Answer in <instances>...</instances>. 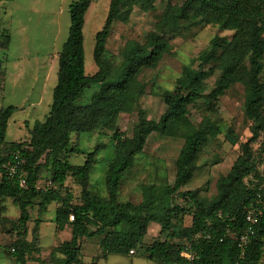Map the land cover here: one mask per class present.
<instances>
[{"label":"trees","instance_id":"obj_1","mask_svg":"<svg viewBox=\"0 0 264 264\" xmlns=\"http://www.w3.org/2000/svg\"><path fill=\"white\" fill-rule=\"evenodd\" d=\"M172 1L166 3L155 30L147 34L144 42L128 41L121 51V62L113 64L106 52L114 25L128 21L136 8L153 10L158 0H111L105 24L95 37L97 70L91 74L86 72L84 26L93 2H72L69 36L58 56V79L49 114L28 127L26 141L7 144L8 125L16 107L0 109V203L12 199L19 210L18 219L12 221L16 238L7 251L14 264H27L28 255L39 247L42 217L53 203L57 232L69 229L71 238L60 242L41 264H59L60 260L64 261L60 264H83L84 242L94 237L100 238L103 259L129 254L131 250L136 253L141 248L145 257L157 264H187L183 253L190 246L198 256L195 264H260L264 220L244 258L229 231L240 234L245 230V207L256 199L253 178L258 177V163L264 160V0ZM200 26H215L232 34L215 36L198 56L197 67L183 68L174 90L160 94L166 104L165 113L159 121L148 119L140 108L147 86L142 80L143 72L158 67L171 52L170 38L178 30ZM10 42V32H0V49L7 51ZM211 78L214 88L207 94ZM235 83L245 88L244 111L251 137L240 143V155L228 174L219 178L217 195L209 200L199 190L184 188L193 180L204 150L221 134L210 114L217 112V103ZM91 88L95 90L91 101L82 104L81 98ZM201 100H205L203 105ZM190 107L202 112L197 125L189 118ZM136 110L139 123L132 137H127L120 131L119 119ZM103 131L111 132L115 142V158L105 177V196L91 189V173L104 147L98 145L87 153L82 165H73L66 157L68 152L81 154L73 145L74 134ZM153 133L184 142L176 160L174 183L143 186L144 199L139 204L121 202L123 177ZM259 141L261 147L255 150L253 144ZM16 152L25 161L26 189L20 188L1 166L12 160ZM44 171L54 185L39 189L37 184ZM69 178L81 188L79 203L68 189ZM177 199H182L184 205L177 204ZM36 205L38 217L32 239L28 240L30 209ZM3 211L0 205V220L7 218L1 216ZM187 214L192 216V223L185 227L180 216ZM152 223L158 224L161 232H170V237L146 245L144 239ZM201 233H209L211 238L195 239ZM182 237L187 239L174 241Z\"/></svg>","mask_w":264,"mask_h":264},{"label":"rangeland","instance_id":"obj_2","mask_svg":"<svg viewBox=\"0 0 264 264\" xmlns=\"http://www.w3.org/2000/svg\"><path fill=\"white\" fill-rule=\"evenodd\" d=\"M75 1L77 0H15L13 4L9 2L0 4V26L11 23L10 28H12L10 48L7 51L0 49L2 66L0 89H3L0 90V109L10 105L16 107L8 125L7 144L26 141L29 138L28 127L33 126L36 121H43L50 112L53 91L58 79V56L68 39L71 25L69 6ZM110 1L92 0L93 3L86 16L84 48L87 74L97 70L94 60L95 37L105 24ZM168 1L170 0H158L156 7L149 12L136 8L128 21L117 22L108 39L106 58L113 64H119L121 51L128 41L144 42L147 34L155 30ZM231 34L215 26L178 30L170 38L171 52L164 57L158 67L147 69L142 74V80L147 86L146 93L140 100V108L145 116L159 121L166 111V104L160 94L174 90L176 80L181 76L185 66L197 67L198 56L209 47L215 36ZM213 88L214 78H211L208 80L206 93L209 94ZM94 91V88L88 89L80 102L82 104L90 102ZM204 101L201 100V105ZM244 101L245 88L235 83L217 103V112L211 113L210 116L218 123L221 134L202 153L195 176L184 190H199L201 196L209 200L217 195L219 178L227 175L237 160L241 152L240 143L246 142L251 137L250 123L245 117ZM189 118L194 124H199L202 119L201 110L190 107ZM138 123L139 113L136 110L132 114H122L118 124L125 136L132 137ZM111 135L109 131L74 134L73 145L81 154L68 152L66 156L71 164L82 165L87 153L92 152L98 145L104 147L91 173V189L104 196L107 194L106 173L110 162L115 158V142L112 141ZM183 144L181 139L163 137L158 133L151 134L143 153L137 156L133 167L123 177L119 200L139 204L144 199L143 186L160 187L173 184L176 160ZM260 147V141L253 144L255 150ZM262 162L263 160L258 165L260 166ZM42 175L38 183L40 187H45L51 177L49 178V174L45 171ZM67 186L79 203L81 188L71 178L68 179ZM176 203L184 205L182 199H177ZM0 205L4 207L1 216L7 217L0 220V264H14L7 251L16 238V233L12 231V221L18 219L19 210L12 199H5ZM30 211L32 221L28 225V240L32 239V231L38 217V206H34ZM180 217L181 225L185 227L191 225V215ZM55 218L56 204L53 203L42 217L41 242L39 247L28 255L27 264H41L52 255L54 248L60 242L69 237L68 233L57 232ZM155 225L151 229V236H147L144 240L146 245L170 237V232H160V226ZM186 239L187 237L175 238L174 241L181 242ZM99 241L100 238L94 237L84 243L83 252L86 260L97 251ZM136 251L135 257L129 255L114 257L112 264H156L153 261H139L143 260L145 252L141 248H137ZM56 254L58 255L57 251ZM63 262V260L58 261L59 264Z\"/></svg>","mask_w":264,"mask_h":264},{"label":"built area","instance_id":"obj_3","mask_svg":"<svg viewBox=\"0 0 264 264\" xmlns=\"http://www.w3.org/2000/svg\"><path fill=\"white\" fill-rule=\"evenodd\" d=\"M25 161L21 158V155L19 152L14 153L13 159L4 162L1 166L3 169H5L8 173V175L18 181V184L20 188L26 189L28 187V182H27V172L24 168ZM255 181L256 185V199L255 201L251 202L245 207V230L237 234V232L229 231V235L235 239L237 242L238 248L240 249L241 252V257L244 258L251 245L252 238L256 236L257 231L261 224L263 223L264 220V160L259 166V175L256 179L253 178ZM54 183L53 181L49 180L45 187L51 188L53 187ZM37 187L39 189H42L44 187H40L39 183L37 184ZM221 218V214L219 215ZM71 220H73V217H71ZM208 226L211 227L212 224L208 223ZM206 238L210 239L211 234L209 233H204V234H198L195 236V239H200V238ZM223 241V239H221ZM262 256L260 260V264H264V231L262 234ZM131 254H134V250L130 251ZM184 257L188 260L187 264H195L194 261L198 258L197 253L195 251H192L190 249V246H188L184 253Z\"/></svg>","mask_w":264,"mask_h":264},{"label":"crops","instance_id":"obj_4","mask_svg":"<svg viewBox=\"0 0 264 264\" xmlns=\"http://www.w3.org/2000/svg\"><path fill=\"white\" fill-rule=\"evenodd\" d=\"M6 3L7 1H2V2H0V4L1 3ZM10 4H13L14 2H15V0H13V1H8ZM89 11V10H88ZM88 13V12H87ZM86 16H87V14H86ZM11 21H12V19H11ZM86 23V22H85ZM11 27V23H9V24H7V25H1L0 26V32H2V31H4V30H7V31H9L10 32V35H11V37H12V28H10ZM12 39V38H11ZM10 45H11V42H10ZM9 48H10V46H9ZM2 72V71H1ZM5 79V78H4ZM5 81V80H4ZM4 81H3V86H4ZM156 223H152L150 226H149V231H148V235L147 236H151V229L152 228H154L156 225H155ZM161 228V227H160ZM62 232H65V233H68L69 234V237L66 239V240H69L70 238H71V232H70V230L69 229H66L65 231H62ZM62 232H58V233H62ZM160 232H161V230H160ZM146 236V237H147ZM88 240H90V239H88ZM88 240H85V242H87ZM145 240V239H144ZM65 241V240H64ZM63 242V241H62ZM84 242V243H85ZM99 244V245H98ZM97 244V246H98V248H97V251L95 252V253H92L91 255L92 256H90L87 260L84 258L85 257V254H84V252H83V256H82V263L83 264H112V262H113V260H114V257H116V256H125V255H129V256H133V257H135L136 255H137V251H136V253H134V254H131V253H129V254H125V255H111V256H109L107 259H103V258H101V256H102V249H101V247H100V241H99V243ZM59 245V244H58ZM85 249V247H84V245H83V250ZM95 259V260H94ZM144 260L146 261V262H148V261H152V260H150V259H148V258H146V257H144L143 258V260H139V261H142V262H144ZM138 261V262H139ZM153 262H155V261H153ZM156 263V262H155ZM142 264H149V263H142ZM157 264V263H156Z\"/></svg>","mask_w":264,"mask_h":264}]
</instances>
